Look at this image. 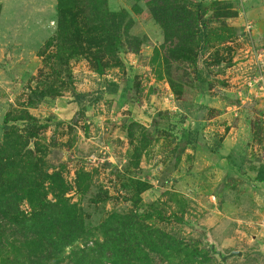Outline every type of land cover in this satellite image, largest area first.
I'll list each match as a JSON object with an SVG mask.
<instances>
[{
    "label": "rangeland",
    "instance_id": "1",
    "mask_svg": "<svg viewBox=\"0 0 264 264\" xmlns=\"http://www.w3.org/2000/svg\"><path fill=\"white\" fill-rule=\"evenodd\" d=\"M106 2L110 12L127 13L130 28L114 59L105 56L100 74L88 53L68 59V66L49 60L60 34L58 0H0V142L6 141V116L28 112L36 127L21 120L9 126L44 169L63 177L67 197L84 209L89 226L134 209L143 182L139 213H152V226L201 251L212 246L213 263L264 264V183L256 180L264 166V120L250 114L247 98L239 103L250 112L241 117L227 109L239 104L236 91L246 96L245 81L258 72L256 56L264 59V40L254 34L264 31V0H186L192 10L197 2L208 10L211 33L197 61L213 78L205 101L195 66L186 74L164 61V32L146 2ZM222 34L227 39L219 42ZM135 42L138 53L129 51ZM37 92L51 95L40 100ZM74 92L84 95L81 102ZM30 131L35 137L27 141ZM22 209L30 210L27 203ZM212 219L222 220L232 238L214 244L212 230L202 226ZM237 247L248 256L222 260L220 254Z\"/></svg>",
    "mask_w": 264,
    "mask_h": 264
},
{
    "label": "trees",
    "instance_id": "2",
    "mask_svg": "<svg viewBox=\"0 0 264 264\" xmlns=\"http://www.w3.org/2000/svg\"><path fill=\"white\" fill-rule=\"evenodd\" d=\"M143 1L164 32V61L185 68V73L190 64L195 66L200 81L197 61L199 53L207 49L211 33L208 10L201 2L192 10L186 0ZM86 3L58 0L60 34L56 53L49 60L68 66V59L88 53L101 74L108 66L103 63L105 56L114 59L130 27L124 25L127 13L110 12L106 0H88V7L83 8ZM217 38L219 42L227 39L223 34ZM140 45L135 42L129 51L138 53ZM169 84L175 90L173 79ZM34 94L40 100L51 95ZM74 96L79 103L84 95L74 92ZM9 120L27 122L30 128L38 124L28 112L13 118L7 115L4 120L7 135L6 141L0 142V264H216L212 246L207 252L201 251L148 223L152 213H139V195L147 183H139V194L132 200L134 209L113 212L98 226H89L84 209L67 197L63 177L44 169L43 160L28 142L22 141L24 136L17 128L9 126ZM35 133L30 131L27 141ZM13 136L16 139L12 141ZM256 180L264 183V166L258 170ZM23 203L29 205V211L22 209ZM176 219L183 222L182 218ZM77 243L84 244L83 248H74Z\"/></svg>",
    "mask_w": 264,
    "mask_h": 264
},
{
    "label": "crops",
    "instance_id": "3",
    "mask_svg": "<svg viewBox=\"0 0 264 264\" xmlns=\"http://www.w3.org/2000/svg\"><path fill=\"white\" fill-rule=\"evenodd\" d=\"M254 34L256 35V38H255L256 40L259 39L260 37H262L263 40H264V31L263 32L262 31L261 32H257L255 30ZM253 40H254V38H253ZM254 42H255V40H254ZM261 51L264 53V46L261 48ZM236 61H237V59H234V62H236ZM200 74H201V80L200 81L198 80V82H200L199 85L202 87V90H203V92L200 93V100L205 101L206 93H207L206 89H208V87H207L208 84L210 85V83H208L209 82L208 79H213V78L209 77V75L206 73V69L205 70L204 69H200ZM224 78H226V77H224ZM244 93H245L246 96H244V97L241 96V98H240V95H238L237 91H236V99L237 100L239 99V101L237 103H239L241 101L243 102V99H245V98H247V100L250 99V102H251L250 105H251V108H252L251 112L248 110L249 108L247 109V108L243 107L244 105L241 104V103H239L238 105L237 104L229 105L231 107L228 106L227 109L231 110V108H233L234 114L235 115H240V117H241L242 114H244V113L246 114V112L248 111V112H250V114H253V115L255 114V115L261 116V118L264 120V93L260 92L259 90H257L256 94H253V93L249 94L247 92V90H245ZM255 100H258V101L253 103V101H255ZM224 115H226V114H224ZM220 117L221 116H218V118H220ZM251 117H253V116H251ZM223 144H224V147H225V142L222 143V145ZM237 145H238V143H237ZM218 149H219V147H218ZM221 221H218V219H212V220H206V221H204L202 223V226L204 228H206L208 230H212V233L215 236V237L214 236H212V237L214 239V244H216V245H218L219 243H222V241H223L222 239L223 238H225L224 240L226 241V236H229L231 238L233 236V233L230 231V229L227 230L226 226H222V224H220ZM216 237H217L218 240L216 239ZM230 244H232V243H230ZM237 249H239V250L233 251V252L239 253L238 256H236V257H246V256H248L247 250L240 249V247H237ZM233 252H231V253H233ZM228 257H230V256H228ZM227 262H228V260H227ZM229 262H230V259H229Z\"/></svg>",
    "mask_w": 264,
    "mask_h": 264
},
{
    "label": "built area",
    "instance_id": "4",
    "mask_svg": "<svg viewBox=\"0 0 264 264\" xmlns=\"http://www.w3.org/2000/svg\"><path fill=\"white\" fill-rule=\"evenodd\" d=\"M250 27L246 29V31L250 34ZM256 59L259 60L256 62L255 65H258L256 69H258V72L251 71V76L247 78V81H245V86L247 90H259L260 92L264 93V72L262 71V68L264 66V60L256 56ZM261 65V66H260ZM249 79V80H248Z\"/></svg>",
    "mask_w": 264,
    "mask_h": 264
},
{
    "label": "water",
    "instance_id": "5",
    "mask_svg": "<svg viewBox=\"0 0 264 264\" xmlns=\"http://www.w3.org/2000/svg\"><path fill=\"white\" fill-rule=\"evenodd\" d=\"M212 249H213V247H212ZM213 250H214V249H213ZM214 251H215V250H214ZM215 253H216V252H215ZM238 254H239V253H237V252H233V253H231L229 256L238 255ZM220 256H221V258H222L223 261H225V260L228 258V256H225V257H224V256L221 255V254H220Z\"/></svg>",
    "mask_w": 264,
    "mask_h": 264
}]
</instances>
